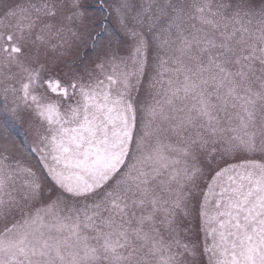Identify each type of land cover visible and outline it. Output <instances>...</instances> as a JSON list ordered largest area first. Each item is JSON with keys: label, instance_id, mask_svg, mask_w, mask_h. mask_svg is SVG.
Listing matches in <instances>:
<instances>
[{"label": "snow or ice", "instance_id": "1", "mask_svg": "<svg viewBox=\"0 0 264 264\" xmlns=\"http://www.w3.org/2000/svg\"><path fill=\"white\" fill-rule=\"evenodd\" d=\"M0 264H264V0H0Z\"/></svg>", "mask_w": 264, "mask_h": 264}, {"label": "rangeland", "instance_id": "2", "mask_svg": "<svg viewBox=\"0 0 264 264\" xmlns=\"http://www.w3.org/2000/svg\"><path fill=\"white\" fill-rule=\"evenodd\" d=\"M91 53L88 52L87 49H81L79 52L78 56L75 54H70L69 56L65 57L66 61H72V62H77L79 61H84L87 62L88 58L90 57ZM236 162V161H233Z\"/></svg>", "mask_w": 264, "mask_h": 264}]
</instances>
